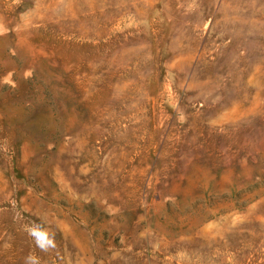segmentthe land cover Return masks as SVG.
I'll use <instances>...</instances> for the list:
<instances>
[{
	"label": "rangeland",
	"instance_id": "374dc122",
	"mask_svg": "<svg viewBox=\"0 0 264 264\" xmlns=\"http://www.w3.org/2000/svg\"><path fill=\"white\" fill-rule=\"evenodd\" d=\"M30 256L264 264V0H0V264Z\"/></svg>",
	"mask_w": 264,
	"mask_h": 264
},
{
	"label": "clouds",
	"instance_id": "9594fccd",
	"mask_svg": "<svg viewBox=\"0 0 264 264\" xmlns=\"http://www.w3.org/2000/svg\"><path fill=\"white\" fill-rule=\"evenodd\" d=\"M29 234L36 238L37 245L42 248V250H47V247L44 246V241L47 240V245L49 247H54V236H50L47 230L43 229L40 225H34L31 229H29ZM32 264H35V259L30 256L28 258Z\"/></svg>",
	"mask_w": 264,
	"mask_h": 264
}]
</instances>
